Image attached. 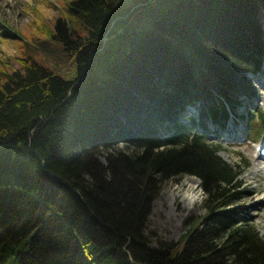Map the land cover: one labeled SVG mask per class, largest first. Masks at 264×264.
Listing matches in <instances>:
<instances>
[{"label": "trees", "instance_id": "obj_1", "mask_svg": "<svg viewBox=\"0 0 264 264\" xmlns=\"http://www.w3.org/2000/svg\"><path fill=\"white\" fill-rule=\"evenodd\" d=\"M37 30L0 20L20 50L0 65V264H264V234L234 208L249 163L201 131L254 93L264 0H65ZM182 174L206 211L156 238L152 201Z\"/></svg>", "mask_w": 264, "mask_h": 264}, {"label": "rangeland", "instance_id": "obj_2", "mask_svg": "<svg viewBox=\"0 0 264 264\" xmlns=\"http://www.w3.org/2000/svg\"><path fill=\"white\" fill-rule=\"evenodd\" d=\"M65 0H0V20L9 23L14 29L21 30L25 35L39 33L37 24L45 19L49 24L61 15ZM19 43L0 35V65L9 61L12 66L19 63L15 56L20 55ZM60 73L67 78L76 74V67L69 62L62 67ZM254 93L248 99L237 104L230 114L220 120L211 122L201 131L207 134L209 141L218 142L221 146L220 155L232 165L249 163L243 168L240 177L246 187L247 194L238 203L236 219L239 222H251L264 234V157H258L256 147L264 141V62L260 72L252 74ZM253 112V113H252ZM252 113V115H250ZM247 120L246 116H249ZM192 118L198 119L196 107L188 106L180 119L189 127L194 126ZM262 130V133H261ZM242 131L243 137L234 141L233 132ZM256 147V148H255ZM192 174L173 176L167 180L160 192L153 199L151 212L147 220V230L155 231L156 238L177 240L185 233L189 226L206 211V194L201 187L200 180L195 183ZM199 179V178H197ZM195 184L191 190L189 184ZM196 194L192 201L187 193Z\"/></svg>", "mask_w": 264, "mask_h": 264}, {"label": "bare ground", "instance_id": "obj_3", "mask_svg": "<svg viewBox=\"0 0 264 264\" xmlns=\"http://www.w3.org/2000/svg\"><path fill=\"white\" fill-rule=\"evenodd\" d=\"M230 112H231V111H229L228 114H230ZM243 134H244V133H242V131H240L238 134H237L236 132H233V134H230V135H231V139H232V140H234V141H238V140H240V139L243 137ZM262 147H264V141H263V144H261V148H262ZM257 155H258L259 158H260V157H264L260 151L257 153ZM194 180H195V183H196L197 181H199V179H197V177H194ZM189 185H190L189 188H191V190H192V189L194 188V186H195L194 183H193V184L190 183ZM195 196H196V194H193V191H192V194L187 193V198H189L190 201H192V200L194 199Z\"/></svg>", "mask_w": 264, "mask_h": 264}]
</instances>
